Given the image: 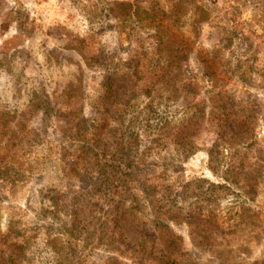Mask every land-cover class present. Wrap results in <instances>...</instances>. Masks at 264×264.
Listing matches in <instances>:
<instances>
[{
    "label": "rangeland",
    "instance_id": "1",
    "mask_svg": "<svg viewBox=\"0 0 264 264\" xmlns=\"http://www.w3.org/2000/svg\"><path fill=\"white\" fill-rule=\"evenodd\" d=\"M263 39L264 0H0V264H264L210 119L264 109Z\"/></svg>",
    "mask_w": 264,
    "mask_h": 264
},
{
    "label": "trees",
    "instance_id": "2",
    "mask_svg": "<svg viewBox=\"0 0 264 264\" xmlns=\"http://www.w3.org/2000/svg\"><path fill=\"white\" fill-rule=\"evenodd\" d=\"M218 108H213V110H211V121H214L219 128L226 127L229 121H233L237 127V131L234 133L233 138L238 141L239 145L243 146L241 155L227 163V168L221 177H223L226 182H230L239 187L246 196L250 197V194L255 193L258 179L264 171V139L260 140L257 138V134H255L256 129L260 125H264V109L262 104L257 102V100L245 101L244 106L238 110H228L225 107H221V109L218 110ZM232 147L233 146H231L229 150ZM209 163L211 164L210 169L213 172H217L219 162H217L210 153ZM161 225L163 226V224ZM160 231L162 235L160 237L161 242H163L166 247L172 245L176 241V239H173L172 235L167 238L163 236L165 228ZM147 237L148 236L143 233L137 245L138 251L136 252L141 255L148 252L151 256L150 259L155 261L156 264H173L174 260H171V257L162 250L159 251L158 255H152L151 250H148V248H152L149 244L151 242L153 245L154 240H148ZM130 252L135 251L132 250Z\"/></svg>",
    "mask_w": 264,
    "mask_h": 264
}]
</instances>
